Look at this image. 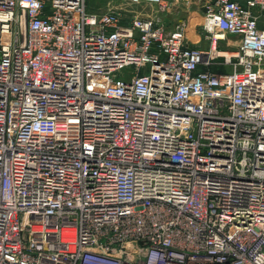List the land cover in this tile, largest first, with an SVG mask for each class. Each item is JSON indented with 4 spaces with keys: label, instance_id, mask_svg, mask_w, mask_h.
<instances>
[{
    "label": "built area",
    "instance_id": "2783aa9c",
    "mask_svg": "<svg viewBox=\"0 0 264 264\" xmlns=\"http://www.w3.org/2000/svg\"><path fill=\"white\" fill-rule=\"evenodd\" d=\"M256 8L0 0V264H264Z\"/></svg>",
    "mask_w": 264,
    "mask_h": 264
},
{
    "label": "rangeland",
    "instance_id": "374dc122",
    "mask_svg": "<svg viewBox=\"0 0 264 264\" xmlns=\"http://www.w3.org/2000/svg\"><path fill=\"white\" fill-rule=\"evenodd\" d=\"M215 0H165L163 6L155 3H136L126 0H86L87 10L101 13L109 7L125 9L124 21H127L130 11L137 13H154L163 18L170 28L185 24L187 35L191 40H200L201 35H206L204 17L208 8ZM207 45V43H206ZM205 46V45H203ZM208 46V45H207ZM230 67H225V69Z\"/></svg>",
    "mask_w": 264,
    "mask_h": 264
},
{
    "label": "crops",
    "instance_id": "0c3cea01",
    "mask_svg": "<svg viewBox=\"0 0 264 264\" xmlns=\"http://www.w3.org/2000/svg\"><path fill=\"white\" fill-rule=\"evenodd\" d=\"M238 1H240V2H246L247 0H238ZM255 14L257 16V20H258L259 27L262 28V29H264V11L263 10H260L259 8H256L255 9ZM206 43L208 45V41L206 40L205 35L204 36L201 35L200 36V40H194V41L192 40V44L194 46H197V47H200V48H206L207 47ZM225 44L226 43L223 42L222 43V46H226ZM203 45H205V46H203Z\"/></svg>",
    "mask_w": 264,
    "mask_h": 264
}]
</instances>
